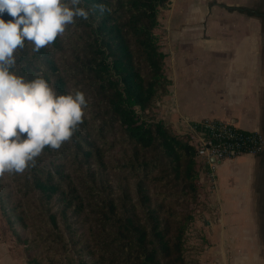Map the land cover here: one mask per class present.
<instances>
[{
    "label": "trees",
    "instance_id": "1",
    "mask_svg": "<svg viewBox=\"0 0 264 264\" xmlns=\"http://www.w3.org/2000/svg\"><path fill=\"white\" fill-rule=\"evenodd\" d=\"M167 2L82 0L87 19L37 52L18 51L20 72L87 101L68 140L12 173L15 191L0 182L10 226L34 236L29 256L40 241L58 247L59 264H188L187 232L209 186L193 146L153 112L169 86L157 33Z\"/></svg>",
    "mask_w": 264,
    "mask_h": 264
},
{
    "label": "crops",
    "instance_id": "2",
    "mask_svg": "<svg viewBox=\"0 0 264 264\" xmlns=\"http://www.w3.org/2000/svg\"><path fill=\"white\" fill-rule=\"evenodd\" d=\"M158 20L169 86L153 109L156 118L179 135L185 120L232 122L264 135V0H168ZM215 178V193L192 223L203 229L197 264H264V157L225 160ZM6 237L0 247L7 240V264H28Z\"/></svg>",
    "mask_w": 264,
    "mask_h": 264
},
{
    "label": "clouds",
    "instance_id": "3",
    "mask_svg": "<svg viewBox=\"0 0 264 264\" xmlns=\"http://www.w3.org/2000/svg\"><path fill=\"white\" fill-rule=\"evenodd\" d=\"M82 0H0V175L20 173L47 146L68 140L87 104L81 91L58 93L43 76L17 69L18 51L52 44L75 18Z\"/></svg>",
    "mask_w": 264,
    "mask_h": 264
},
{
    "label": "built area",
    "instance_id": "4",
    "mask_svg": "<svg viewBox=\"0 0 264 264\" xmlns=\"http://www.w3.org/2000/svg\"><path fill=\"white\" fill-rule=\"evenodd\" d=\"M182 135L206 166L210 193L216 191L215 170L221 162L241 155L264 157V135L243 131L232 122L203 120L190 123L185 120Z\"/></svg>",
    "mask_w": 264,
    "mask_h": 264
},
{
    "label": "rangeland",
    "instance_id": "5",
    "mask_svg": "<svg viewBox=\"0 0 264 264\" xmlns=\"http://www.w3.org/2000/svg\"><path fill=\"white\" fill-rule=\"evenodd\" d=\"M172 129V128H171ZM173 130V129H172ZM14 178L12 177V173H5L4 175H0V182L2 187H6L9 191H15L17 189V182H15ZM0 185V186H1ZM2 191V188H0ZM206 191L201 190L199 193V207L198 211H200L203 206H205V202L207 201L206 199ZM209 195V194H208ZM207 195V197H208ZM23 207H26V203L23 201ZM198 211L196 215L198 214ZM13 217L12 213L10 211V206L8 203V199L3 198L2 196L0 197V237H5L9 236L12 238V240L20 246L28 264L29 260L34 258L36 256L35 260L39 262V264H59L58 263V258L61 256L62 252H58L57 249L58 247H55V251L53 253L52 250L48 249V246L43 244L42 242L38 241L34 246H36V249L33 251L32 256H29L25 252V246H26V241L31 242L32 238L34 237L32 233H29L27 230L24 231L18 223H13L12 226H10L9 222H12ZM35 226H40L38 223L35 224ZM203 234V229L202 227L200 229L194 227V225H191L187 236H186V241H185V258L188 264H197L196 262V257L198 253V248L202 247L201 242L198 240V236ZM7 240L3 242L2 247H0L4 253V258L7 264V260L13 256L12 252L7 251L8 245H7ZM9 243V242H8ZM25 244V245H24ZM5 248V250H4ZM62 264H65V261H62ZM1 264V263H0Z\"/></svg>",
    "mask_w": 264,
    "mask_h": 264
}]
</instances>
